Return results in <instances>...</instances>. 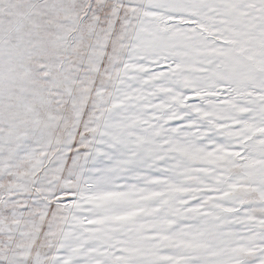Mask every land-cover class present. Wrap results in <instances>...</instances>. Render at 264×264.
I'll return each instance as SVG.
<instances>
[{
	"label": "snow or ice",
	"instance_id": "6c2138e0",
	"mask_svg": "<svg viewBox=\"0 0 264 264\" xmlns=\"http://www.w3.org/2000/svg\"><path fill=\"white\" fill-rule=\"evenodd\" d=\"M0 264H264V0H0Z\"/></svg>",
	"mask_w": 264,
	"mask_h": 264
}]
</instances>
